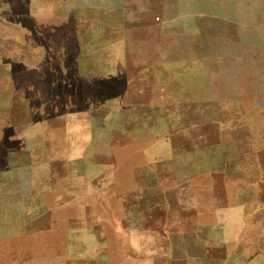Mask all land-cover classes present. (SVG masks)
<instances>
[{"label":"rangeland","instance_id":"374dc122","mask_svg":"<svg viewBox=\"0 0 264 264\" xmlns=\"http://www.w3.org/2000/svg\"><path fill=\"white\" fill-rule=\"evenodd\" d=\"M0 264H264V0H0Z\"/></svg>","mask_w":264,"mask_h":264},{"label":"crops","instance_id":"0c3cea01","mask_svg":"<svg viewBox=\"0 0 264 264\" xmlns=\"http://www.w3.org/2000/svg\"><path fill=\"white\" fill-rule=\"evenodd\" d=\"M14 55L17 57L16 54H13V53H11V52L8 53V54L6 53V57H7V58H6L5 61L8 62V63H11V62H12L11 60L14 58ZM12 72H13V71H12ZM13 73H14V72H13ZM13 73H12V74H13ZM8 102L10 103L11 100H8Z\"/></svg>","mask_w":264,"mask_h":264}]
</instances>
